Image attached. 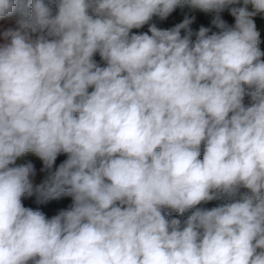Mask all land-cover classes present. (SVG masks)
<instances>
[{
  "label": "clouds",
  "instance_id": "clouds-1",
  "mask_svg": "<svg viewBox=\"0 0 264 264\" xmlns=\"http://www.w3.org/2000/svg\"><path fill=\"white\" fill-rule=\"evenodd\" d=\"M242 3L0 0V264H264V0ZM184 5L218 31L150 23Z\"/></svg>",
  "mask_w": 264,
  "mask_h": 264
},
{
  "label": "rangeland",
  "instance_id": "rangeland-1",
  "mask_svg": "<svg viewBox=\"0 0 264 264\" xmlns=\"http://www.w3.org/2000/svg\"><path fill=\"white\" fill-rule=\"evenodd\" d=\"M237 6H243L242 0H241V4ZM52 7H53V10L55 11V8H56L55 4H53ZM248 8L249 10H251V5H248ZM185 14L196 17L194 23L190 26L193 32L198 31L200 26L212 27L211 20L214 14H205L199 11L191 12L187 5H184L183 7H177L175 11L164 21H160L158 18L154 17L153 20L150 21V23H156L157 27L161 29H170L174 27L175 25L181 23L184 19ZM221 17L230 26L234 25L235 19L234 17L230 15L227 9H225L221 13ZM253 19L256 24L257 30L260 32L259 47H260V50L264 52V13L258 14L257 16L253 17ZM14 20L15 18L0 20V32H2L4 29L8 27H15ZM148 27L149 25L146 24L140 29H133L132 32L136 34L147 32ZM212 30L218 31L214 27H212ZM181 35L182 36L185 35L184 30L181 31ZM193 39H195L194 36H193ZM0 43H3L2 37H0ZM262 59H264V57H262ZM94 60L100 66H104V62L102 61L98 53L94 56ZM89 91H91V89H89ZM245 103L246 104L248 103V98H245ZM66 159H67L66 154L59 155L55 162L54 168L58 167L59 164L62 163ZM201 159H202V153H201ZM28 162L33 163L35 170H36V175L32 178L33 182L36 184L40 183L47 175L46 172L41 171V169L43 168V162L33 153H27L24 156L17 159L16 165L18 166V165L25 164ZM242 191H245V190L242 189ZM71 202H72L71 197H62L60 199H49L48 201L42 204L35 203V197L24 198L22 200V203L24 204L25 207L38 209L42 213H44L47 218H51L52 216L56 215L57 212L61 209H66L71 204ZM223 203H225L224 200H214V201L208 202L207 204L198 205L197 207L211 209ZM166 211L168 212V216H167L168 219L178 218L181 221L186 219L187 216L191 214V212H188V213H185L184 216H179L178 213L172 212L171 209H167Z\"/></svg>",
  "mask_w": 264,
  "mask_h": 264
}]
</instances>
